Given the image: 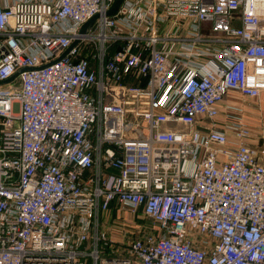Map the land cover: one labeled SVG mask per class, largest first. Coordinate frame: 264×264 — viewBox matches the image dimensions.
Segmentation results:
<instances>
[{"label": "built area", "instance_id": "1", "mask_svg": "<svg viewBox=\"0 0 264 264\" xmlns=\"http://www.w3.org/2000/svg\"><path fill=\"white\" fill-rule=\"evenodd\" d=\"M114 1L0 0V264H264V0Z\"/></svg>", "mask_w": 264, "mask_h": 264}, {"label": "crops", "instance_id": "2", "mask_svg": "<svg viewBox=\"0 0 264 264\" xmlns=\"http://www.w3.org/2000/svg\"><path fill=\"white\" fill-rule=\"evenodd\" d=\"M221 113L218 116L219 127L227 117H240L251 130L247 143L254 147L264 146V92L258 97H241L228 93L220 104Z\"/></svg>", "mask_w": 264, "mask_h": 264}, {"label": "rangeland", "instance_id": "3", "mask_svg": "<svg viewBox=\"0 0 264 264\" xmlns=\"http://www.w3.org/2000/svg\"><path fill=\"white\" fill-rule=\"evenodd\" d=\"M18 86H19L18 79H14L10 82H7V83L0 85V89L7 90L11 87H18ZM109 215H110V219L113 220L114 218H116V216H118V213L115 212L114 214L111 213ZM124 215L127 218H131V216L128 213H125ZM130 223H135V224L140 225L142 227H151V225H152V222L149 219L143 217L141 214H139V217L135 216L134 218H131Z\"/></svg>", "mask_w": 264, "mask_h": 264}, {"label": "water", "instance_id": "4", "mask_svg": "<svg viewBox=\"0 0 264 264\" xmlns=\"http://www.w3.org/2000/svg\"><path fill=\"white\" fill-rule=\"evenodd\" d=\"M120 2H121V0H115L114 3H113V5H112V7H111V9L108 11V14H112V13H114V12L117 10V8H118ZM94 19H95V17H92L90 20H88V21L82 26V29H81V30H83V32H85L86 29L92 24V22L94 21ZM10 80H11V79H9V80H7V81H5V82H8V81H10Z\"/></svg>", "mask_w": 264, "mask_h": 264}]
</instances>
